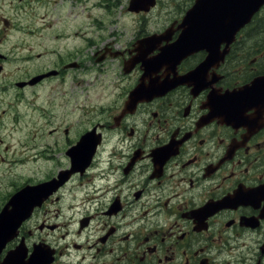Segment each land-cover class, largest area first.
Listing matches in <instances>:
<instances>
[{
    "label": "flooded vegetation",
    "instance_id": "flooded-vegetation-1",
    "mask_svg": "<svg viewBox=\"0 0 264 264\" xmlns=\"http://www.w3.org/2000/svg\"><path fill=\"white\" fill-rule=\"evenodd\" d=\"M75 1L98 9L81 35L91 52L76 58L97 93L69 99L58 133L42 103L72 77L69 0H0V217L29 213L0 264H264V89L239 91L264 75L263 18L175 83L209 54L155 63L194 0H157L156 17L123 0ZM119 8L139 17L122 22ZM151 35L161 37L138 48ZM140 84L146 94L128 105ZM52 136L55 147L42 141ZM62 169L63 185L45 184Z\"/></svg>",
    "mask_w": 264,
    "mask_h": 264
},
{
    "label": "water",
    "instance_id": "water-1",
    "mask_svg": "<svg viewBox=\"0 0 264 264\" xmlns=\"http://www.w3.org/2000/svg\"><path fill=\"white\" fill-rule=\"evenodd\" d=\"M263 3L264 0H196L184 18V30L174 43L161 50L158 60L160 59L163 63L171 62L174 68L175 64L185 55L199 48H207L212 52L215 44L229 40L241 26L250 21ZM139 4V0H132L130 8L138 9ZM211 58L212 55L208 56L204 64L181 76L177 82H185L195 76ZM258 87L264 89V75L257 77L252 84L239 91ZM140 90L142 89L138 88L135 91ZM238 94L246 100L244 92H238ZM230 96L227 95L224 98ZM62 182L63 179L59 174V180L57 184L54 180V186H59Z\"/></svg>",
    "mask_w": 264,
    "mask_h": 264
},
{
    "label": "rangeland",
    "instance_id": "rangeland-1",
    "mask_svg": "<svg viewBox=\"0 0 264 264\" xmlns=\"http://www.w3.org/2000/svg\"><path fill=\"white\" fill-rule=\"evenodd\" d=\"M180 3L185 2L186 0H177ZM128 0H123V3H127ZM90 5H85L82 3L75 4L74 0H69V34L78 33L79 37H69V60H76V57H70L71 54L78 55L82 60L87 58V55L91 52V49L87 47L86 41H80L81 35L83 33H89V27L84 24L89 18V11H97V8L91 10H84L85 7ZM177 8V7H176ZM121 11V13L119 12ZM264 11V10H263ZM63 19L65 17L62 16ZM117 17L122 20V22L128 23L131 18L139 17V15H131L127 11H122L121 8L117 9ZM156 17V16H155ZM164 18V17H160ZM78 52H77V49ZM84 64H89L88 61H85ZM69 88L66 90H60L57 102H45L42 103V124L51 127L53 125H57L59 128V132L61 133L65 127L69 126V99H72V102H76L77 100H87L86 98L90 96V98L94 97L97 91L94 90L95 85V76L96 73L90 75L84 68L70 70L69 72ZM61 91L66 93V96L61 95ZM73 108V106H71ZM82 115V111L76 110L70 112V120L76 121V119H80ZM52 117V118H51ZM55 135V134H54ZM42 141L46 143L47 141L55 147L53 136L50 139L42 138ZM58 145L57 147H63L64 139L57 137ZM52 152L56 151L55 148L51 150ZM64 154L63 152H59L58 160H63L60 155ZM44 167V166H43Z\"/></svg>",
    "mask_w": 264,
    "mask_h": 264
},
{
    "label": "bare ground",
    "instance_id": "bare-ground-1",
    "mask_svg": "<svg viewBox=\"0 0 264 264\" xmlns=\"http://www.w3.org/2000/svg\"><path fill=\"white\" fill-rule=\"evenodd\" d=\"M52 118V117H51Z\"/></svg>",
    "mask_w": 264,
    "mask_h": 264
}]
</instances>
